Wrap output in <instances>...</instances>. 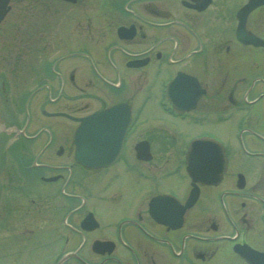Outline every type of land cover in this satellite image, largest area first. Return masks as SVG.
Returning a JSON list of instances; mask_svg holds the SVG:
<instances>
[{"label":"flooded vegetation","instance_id":"obj_1","mask_svg":"<svg viewBox=\"0 0 264 264\" xmlns=\"http://www.w3.org/2000/svg\"><path fill=\"white\" fill-rule=\"evenodd\" d=\"M36 1L0 46V264H264V0Z\"/></svg>","mask_w":264,"mask_h":264},{"label":"water","instance_id":"obj_2","mask_svg":"<svg viewBox=\"0 0 264 264\" xmlns=\"http://www.w3.org/2000/svg\"><path fill=\"white\" fill-rule=\"evenodd\" d=\"M9 8V0H0V21ZM111 111L94 112L81 118L75 134L76 158L79 162L86 165L100 164L101 160L112 159L114 152L119 148L121 133L116 135L113 127L115 124L109 120ZM96 150H109V155L98 156L99 152Z\"/></svg>","mask_w":264,"mask_h":264},{"label":"rangeland","instance_id":"obj_3","mask_svg":"<svg viewBox=\"0 0 264 264\" xmlns=\"http://www.w3.org/2000/svg\"><path fill=\"white\" fill-rule=\"evenodd\" d=\"M43 0H37L34 5H42ZM21 10L22 15L24 16L26 12L25 18H18V10ZM10 14L5 16V18L2 20L0 24V46L2 43V47L9 45H16L19 44L20 41H22V46H25L28 48L30 44V0H11V10ZM11 13L14 15H11ZM20 15L19 17H21ZM41 19L43 20V15L41 16ZM15 22H24V24L20 25H13ZM40 31L37 34L33 35V38L37 36H42L43 32V25L40 24ZM25 38V40H23ZM22 39V40H21ZM39 41L42 42V37L39 38ZM29 58V57H28ZM27 58L26 61L21 62L19 64L23 63L22 71H28L26 70L27 66L30 64V60ZM7 65H9L7 62H5ZM165 122V121H164ZM159 123H163L160 121ZM145 125H143L144 127ZM34 243V238H30V244ZM30 257V255H29ZM28 258V256L20 252L18 256L15 258L18 262L25 260ZM31 260V257H30Z\"/></svg>","mask_w":264,"mask_h":264}]
</instances>
